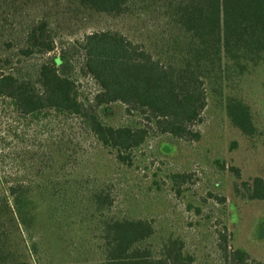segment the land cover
<instances>
[{"label":"rangeland","instance_id":"obj_1","mask_svg":"<svg viewBox=\"0 0 264 264\" xmlns=\"http://www.w3.org/2000/svg\"><path fill=\"white\" fill-rule=\"evenodd\" d=\"M103 29L121 32L164 61L163 40L173 25L163 14L136 4L113 15L76 0H0V72L34 80L52 52L63 53L67 63L61 70L74 81L80 99L92 100L101 88L83 72L77 42ZM33 33L51 39L53 51L33 45ZM26 47L33 49L24 54ZM227 61L222 53L224 82L205 84L206 105L191 125L199 131L196 140L158 132L145 117L125 113L118 102L95 108L106 124L147 129L142 143L127 151L126 161L96 139L87 119L51 110L20 117L0 97V180L23 186L12 196L0 183L7 205L0 203L1 223L10 225L9 209L22 222L20 240H7L5 246L16 252L15 264H102L97 248L101 223L109 218L149 220L153 233L143 245L154 255L172 235L181 238L192 264H231L236 249L264 262V200L246 198L243 183L255 176L264 179V66L250 68L241 82V96L257 127L246 135L226 113L229 80L235 78L226 80ZM33 89L38 90L36 83ZM100 189L110 204L98 211L91 198Z\"/></svg>","mask_w":264,"mask_h":264},{"label":"trees","instance_id":"obj_2","mask_svg":"<svg viewBox=\"0 0 264 264\" xmlns=\"http://www.w3.org/2000/svg\"><path fill=\"white\" fill-rule=\"evenodd\" d=\"M76 1L83 7L106 14H120L132 4L141 10L163 14L173 25L172 34L163 40L165 60L154 58L117 30L91 31L77 45L83 52L86 67L83 72L87 71L95 78L100 91L92 100L80 99L74 81L61 70L67 63L65 54L52 52L49 59L38 66L34 80L0 72V97L18 116L35 117L51 110L87 119L96 139L115 149L121 161H126L127 151L142 143L147 129L136 124L112 126L104 123L95 108L108 103L123 104L125 113L145 117L158 132L196 140L199 131L191 125L199 119L206 105L205 84L221 85L224 82L220 75L223 53L228 60L223 65L230 72L226 80L235 77L229 80L232 89L225 102L227 116L244 134L256 132L250 107L241 96V82L245 73L250 74V68L264 66V0ZM34 36V33L30 36L33 45L46 52L53 51L51 39ZM32 49L26 47L21 52L28 54ZM34 83L38 86L37 91L33 89ZM0 183H4L3 180ZM243 183L246 198L264 200L263 178L255 176L250 183ZM4 185L12 196L23 187L18 181ZM102 194L101 189L92 193L91 200L98 211L110 204L109 200H102ZM0 195L1 205L7 207ZM8 213L10 225L7 228L1 223L0 213V264H15L16 252L5 246L8 241L21 238L19 216L17 221L10 209ZM101 224L102 244L97 249L102 254V264L193 262V257L183 250V241L177 236L169 235L163 239L158 255L152 253L148 244L143 245L153 233L149 220L109 218ZM230 262L264 264L249 259L241 249L233 251Z\"/></svg>","mask_w":264,"mask_h":264}]
</instances>
